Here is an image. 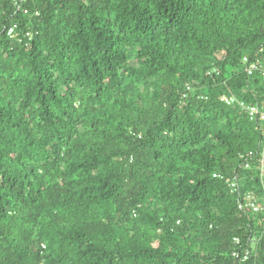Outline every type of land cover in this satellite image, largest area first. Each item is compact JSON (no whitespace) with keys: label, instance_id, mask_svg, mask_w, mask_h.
Returning <instances> with one entry per match:
<instances>
[{"label":"trees","instance_id":"obj_1","mask_svg":"<svg viewBox=\"0 0 264 264\" xmlns=\"http://www.w3.org/2000/svg\"><path fill=\"white\" fill-rule=\"evenodd\" d=\"M225 95L264 109V0H0V264H264Z\"/></svg>","mask_w":264,"mask_h":264},{"label":"built area","instance_id":"obj_2","mask_svg":"<svg viewBox=\"0 0 264 264\" xmlns=\"http://www.w3.org/2000/svg\"><path fill=\"white\" fill-rule=\"evenodd\" d=\"M9 35L12 37L17 35L16 33V25H12L8 30ZM29 34V33H27ZM246 59V58H245ZM261 64L258 62H252L248 65L247 70L251 74L257 70L261 69ZM190 89V85L187 86V91ZM184 93V97L187 96L188 92ZM222 100L226 102L229 105H238L242 109H244L251 119L256 120H264V109H261L258 105L255 104H249L245 102L244 100L238 98L236 95H225L222 97ZM257 154L254 151H250L246 154H244L245 158V167L250 169L253 167L254 159ZM257 161H258V181L260 183L261 191L257 190H247L243 194V199L239 203V206L241 209H244L246 211L252 212L254 214H260L264 217V144L259 152V155H257ZM214 176L222 177V174L214 173ZM231 187L236 190L237 189V182L236 180L228 179ZM236 243H240L239 237L235 238ZM43 247L45 248L46 245L43 244ZM235 256H239V252L235 251L233 253ZM248 251L245 253L243 258H247ZM39 264H47L46 258H43Z\"/></svg>","mask_w":264,"mask_h":264}]
</instances>
